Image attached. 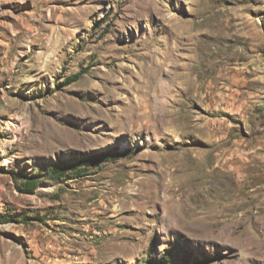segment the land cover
I'll use <instances>...</instances> for the list:
<instances>
[{"label": "rangeland", "instance_id": "1", "mask_svg": "<svg viewBox=\"0 0 264 264\" xmlns=\"http://www.w3.org/2000/svg\"><path fill=\"white\" fill-rule=\"evenodd\" d=\"M166 258L264 264V0H0V264Z\"/></svg>", "mask_w": 264, "mask_h": 264}, {"label": "trees", "instance_id": "2", "mask_svg": "<svg viewBox=\"0 0 264 264\" xmlns=\"http://www.w3.org/2000/svg\"><path fill=\"white\" fill-rule=\"evenodd\" d=\"M106 158L108 159L109 155H107ZM89 162H90V159L87 157V158L79 160L78 164H74V165L70 163H57V164H54V166L50 169V171L53 176H62L68 170H72L73 168H79L80 166H83V165L91 164ZM75 165L76 167H74ZM36 185H37V181L35 180L26 181L25 186L27 187L23 190L24 192H34ZM168 262H169V259L166 258L164 261H162V264L168 263Z\"/></svg>", "mask_w": 264, "mask_h": 264}]
</instances>
